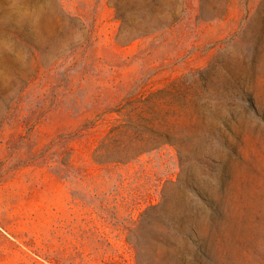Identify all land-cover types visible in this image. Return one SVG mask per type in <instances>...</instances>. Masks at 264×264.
Masks as SVG:
<instances>
[{
    "label": "rangeland",
    "instance_id": "obj_1",
    "mask_svg": "<svg viewBox=\"0 0 264 264\" xmlns=\"http://www.w3.org/2000/svg\"><path fill=\"white\" fill-rule=\"evenodd\" d=\"M149 104L171 140L96 164L87 128ZM162 193L213 206L204 264H264V0H0V264H136Z\"/></svg>",
    "mask_w": 264,
    "mask_h": 264
},
{
    "label": "trees",
    "instance_id": "obj_2",
    "mask_svg": "<svg viewBox=\"0 0 264 264\" xmlns=\"http://www.w3.org/2000/svg\"><path fill=\"white\" fill-rule=\"evenodd\" d=\"M114 6L119 18L123 19L121 6L117 3H114ZM165 18L162 19L165 20ZM163 27H168V25ZM162 111L163 108L156 104L137 106L134 110H127L123 120L117 117L105 118L102 122L104 124L101 125L103 130L97 127L99 123L89 126L87 130H92L95 126V131H101L94 154V162L103 165L108 162L109 158L110 163H126L136 158L141 152L147 151L148 148H155L156 143L160 140H171L168 120L160 117ZM83 130L86 128H78L73 133L83 132ZM79 138L80 135H70V133L58 135L47 145L48 148H43L39 152V156L45 158L50 153L55 154L57 158L52 162H56V173H63L64 177H69L80 169L72 159L74 149L72 144ZM52 148H55L53 153L50 152ZM202 200L205 204L201 207L198 205L181 207L180 203L176 202L175 205H177H174L177 207L176 212L172 213L168 208V204L171 203L169 202L170 199L162 193L161 200L148 208L152 210L160 208L165 211L163 214L165 217L162 215L156 217V228L151 231V238L143 243L137 240H128V243L135 250L136 264H143L141 254L144 251L154 253V259L158 261L157 264H204L203 260L208 258L206 254L208 243L202 234L203 228L201 226L205 221L207 223L206 229L210 232L211 223L206 221L210 214L207 210V204L211 208L213 206L206 202L203 197ZM163 218H168V223H164ZM173 236L180 240L178 239V242L172 241L171 237ZM174 258L177 262L172 261Z\"/></svg>",
    "mask_w": 264,
    "mask_h": 264
}]
</instances>
